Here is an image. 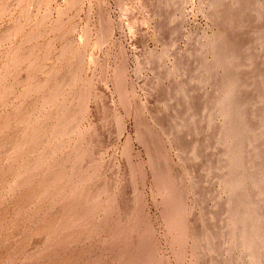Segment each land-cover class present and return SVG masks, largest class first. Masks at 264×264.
Instances as JSON below:
<instances>
[{
  "label": "rangeland",
  "instance_id": "1",
  "mask_svg": "<svg viewBox=\"0 0 264 264\" xmlns=\"http://www.w3.org/2000/svg\"><path fill=\"white\" fill-rule=\"evenodd\" d=\"M0 264H264V0H0Z\"/></svg>",
  "mask_w": 264,
  "mask_h": 264
},
{
  "label": "bare ground",
  "instance_id": "2",
  "mask_svg": "<svg viewBox=\"0 0 264 264\" xmlns=\"http://www.w3.org/2000/svg\"><path fill=\"white\" fill-rule=\"evenodd\" d=\"M51 93H52V92H51ZM56 93H57V92H56ZM68 107H69V106H68ZM66 112H67V110H66ZM64 114H66V113H64ZM61 117H62V116H61ZM61 117H60V118H61ZM66 117H67V116H66ZM62 118H63V117H62ZM61 122H63V121H61ZM61 122H60V123H61ZM57 123H58V122H57ZM55 125H56V124H55ZM68 125H69V124H68ZM45 130H46V129H45ZM66 130H67V129H66ZM53 131H54V130H53ZM29 136H30V135H29ZM72 141H73V140H72ZM58 144H59V143H58ZM81 144H82V143H81ZM49 164H50V163H49ZM75 171H76V170H75ZM81 175H82V174H81ZM65 177H66V176H65ZM67 181H68V180H67ZM76 192H77V191H76ZM236 205H237V204H236ZM245 212H246V211H245ZM245 212H244V213H245ZM240 213H241V212H240ZM241 214H242V213H241ZM247 214H248V213H247ZM247 214H246V215H247ZM238 215H239V213H238ZM244 215H245V214H244ZM240 218H241V217H240ZM247 219H248V218H247ZM245 223H246V222H245ZM234 225H236V224H234ZM247 227H248V226H247ZM249 227H250V226H249ZM244 229H246V228H244ZM249 229H250V228H249ZM246 231H247V230H246ZM240 232H241V231H240ZM243 232H244V231H243ZM248 232H249V231H248ZM246 233H247V232H246ZM251 233H252V232H251ZM249 234H250V233H249ZM241 235H242V234H241ZM252 235H254V234H252ZM246 237H247V235H246ZM255 238H256V237H255ZM239 239H240V238H239ZM247 239H248V238H247ZM248 240H251V241H252V239H248ZM254 242H255V241H254ZM250 244H251V243H250ZM246 245H247V244H246ZM247 246H248V245H247Z\"/></svg>",
  "mask_w": 264,
  "mask_h": 264
}]
</instances>
